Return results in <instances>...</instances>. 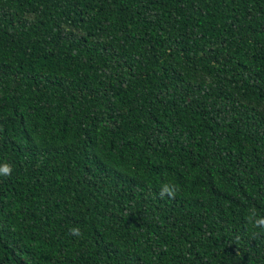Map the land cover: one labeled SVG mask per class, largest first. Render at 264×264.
<instances>
[{
    "label": "trees",
    "instance_id": "1",
    "mask_svg": "<svg viewBox=\"0 0 264 264\" xmlns=\"http://www.w3.org/2000/svg\"><path fill=\"white\" fill-rule=\"evenodd\" d=\"M0 163V264H264V0H0Z\"/></svg>",
    "mask_w": 264,
    "mask_h": 264
},
{
    "label": "clouds",
    "instance_id": "2",
    "mask_svg": "<svg viewBox=\"0 0 264 264\" xmlns=\"http://www.w3.org/2000/svg\"><path fill=\"white\" fill-rule=\"evenodd\" d=\"M12 166L10 163H0V178L8 177L12 174ZM175 187L171 183H164L159 189V195L161 198L168 196L172 197L175 194ZM246 218L250 229L253 232L262 231L264 232V214H261L255 208H248L246 210ZM77 228H73V233H78Z\"/></svg>",
    "mask_w": 264,
    "mask_h": 264
}]
</instances>
